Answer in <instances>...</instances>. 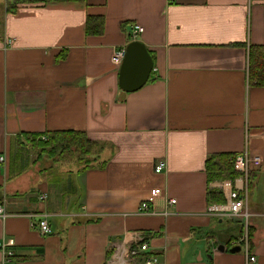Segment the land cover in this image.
Instances as JSON below:
<instances>
[{
    "label": "crops",
    "instance_id": "0c3cea01",
    "mask_svg": "<svg viewBox=\"0 0 264 264\" xmlns=\"http://www.w3.org/2000/svg\"><path fill=\"white\" fill-rule=\"evenodd\" d=\"M136 40L154 67L126 93L112 57ZM67 132L90 163L20 152ZM244 152L248 180L208 181L209 157ZM0 153V239L15 244L0 264H264V0H0ZM225 179L247 184L246 234L207 212ZM43 215L46 236L30 225Z\"/></svg>",
    "mask_w": 264,
    "mask_h": 264
},
{
    "label": "built area",
    "instance_id": "2783aa9c",
    "mask_svg": "<svg viewBox=\"0 0 264 264\" xmlns=\"http://www.w3.org/2000/svg\"><path fill=\"white\" fill-rule=\"evenodd\" d=\"M144 33V28L141 25H133L132 26V34L137 39L140 35ZM126 54V48H121L114 52L113 54V62L117 65H121ZM238 166L243 167L244 169V177L248 180V176L251 172V164L252 158L250 157L248 152H244L243 154L236 157L235 160ZM7 164V158L5 154L0 153V171H2ZM166 169V164L164 162H160L155 167L156 174H162ZM244 179V178H242ZM218 189L225 197L226 202L224 204L219 205H209L207 208V212L210 215H215L217 217H228L232 219H241L243 222L246 221V225H249V221L251 219V215L248 211V200H249V192L247 184L245 186H239L238 181L225 179L219 181ZM45 197L42 196L40 199L43 200ZM170 204H175L176 200L172 199L169 202ZM141 213H150L149 207L147 204L142 205L140 207ZM5 217L4 208L0 205V219ZM34 217L30 218V225L32 229H35L38 233L43 236L49 235L51 230L49 228L46 216H42L37 223L33 222ZM15 246L14 241L12 239H0V255L3 261H8L13 256L12 248ZM139 249H132L130 252V256L132 258H137L140 253H147L149 247L147 244H143ZM249 261L254 263L256 262V258L251 256ZM144 264H158L156 258L146 257Z\"/></svg>",
    "mask_w": 264,
    "mask_h": 264
},
{
    "label": "trees",
    "instance_id": "16d2710c",
    "mask_svg": "<svg viewBox=\"0 0 264 264\" xmlns=\"http://www.w3.org/2000/svg\"><path fill=\"white\" fill-rule=\"evenodd\" d=\"M21 2L33 3V1H42V2H64L69 0H19ZM39 138L38 135H33V140H37ZM31 141V142H32ZM36 145H40L39 148H42V151L48 155H63L65 153L74 150L77 152V156L82 158L83 161H87V164L90 163L88 160H84V156H88V154L92 151L93 145L91 142L85 140L82 135L76 133H60L59 135H54L53 137H49L47 135L46 141L37 140ZM235 155H214L207 159L206 161V169L208 173V181L212 182L214 179H221L223 177H228L230 179L239 178L244 174V169L241 166H238L235 162ZM86 168V167H84ZM248 246L253 250L254 246L252 243L251 235L248 239Z\"/></svg>",
    "mask_w": 264,
    "mask_h": 264
},
{
    "label": "water",
    "instance_id": "95a60500",
    "mask_svg": "<svg viewBox=\"0 0 264 264\" xmlns=\"http://www.w3.org/2000/svg\"><path fill=\"white\" fill-rule=\"evenodd\" d=\"M153 67V58L144 43L137 40L131 42L119 72L120 89L126 93L138 91L149 81ZM239 250L232 249L234 252Z\"/></svg>",
    "mask_w": 264,
    "mask_h": 264
},
{
    "label": "rangeland",
    "instance_id": "374dc122",
    "mask_svg": "<svg viewBox=\"0 0 264 264\" xmlns=\"http://www.w3.org/2000/svg\"><path fill=\"white\" fill-rule=\"evenodd\" d=\"M33 140V138H28V141L26 140V141H23L22 143H23V145L20 147L21 148V150L22 151H20L21 153H23V152H25V151H27L28 153L30 152V156H34V154H35V156H36V153H35V151L37 152V153H40V150L37 148V145H36V142L35 141H32ZM32 141V142H31ZM41 154V159H43V160H46V165H49V155L48 154H46V153H44V152H42V153H40ZM33 158H36V157H33ZM84 160H89L90 158L88 157V156H84V158H83ZM44 164H45V162H44ZM83 165V163H79L78 164V166H82ZM252 182L254 181L253 180V178H252V180H251ZM235 220H239V221H241L240 219H235ZM242 222V225H243V227L245 228V234L247 233V225H246V221L245 222H243V221H241ZM251 222V221H250Z\"/></svg>",
    "mask_w": 264,
    "mask_h": 264
}]
</instances>
